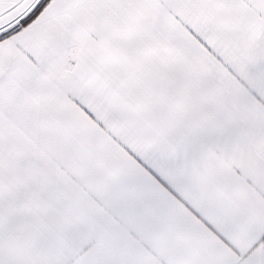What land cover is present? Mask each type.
Wrapping results in <instances>:
<instances>
[{
	"label": "snow or ice",
	"instance_id": "snow-or-ice-1",
	"mask_svg": "<svg viewBox=\"0 0 264 264\" xmlns=\"http://www.w3.org/2000/svg\"><path fill=\"white\" fill-rule=\"evenodd\" d=\"M0 264H264V0H0Z\"/></svg>",
	"mask_w": 264,
	"mask_h": 264
}]
</instances>
